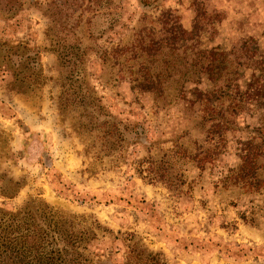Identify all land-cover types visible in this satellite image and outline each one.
Masks as SVG:
<instances>
[{"label": "rangeland", "instance_id": "rangeland-1", "mask_svg": "<svg viewBox=\"0 0 264 264\" xmlns=\"http://www.w3.org/2000/svg\"><path fill=\"white\" fill-rule=\"evenodd\" d=\"M255 88L264 0H0V264L13 218L45 207L66 262L264 264V186L231 171Z\"/></svg>", "mask_w": 264, "mask_h": 264}, {"label": "trees", "instance_id": "trees-1", "mask_svg": "<svg viewBox=\"0 0 264 264\" xmlns=\"http://www.w3.org/2000/svg\"><path fill=\"white\" fill-rule=\"evenodd\" d=\"M141 49H144L143 47ZM157 49V48H156ZM145 50V49H144ZM176 51V50H175ZM173 51V52H175ZM157 52L148 50V56H154ZM220 54V53H219ZM216 55V54H215ZM207 72L213 73L214 70L221 76L226 69L224 64V56L222 59L216 57L209 60L207 58ZM159 73L154 74L150 69H143L139 77V83L143 84L147 90L159 92L161 83ZM218 79V77L216 78ZM161 93H157V96ZM247 98L251 99L253 106L260 111L259 125L254 129L253 135L247 140L240 142L239 159L240 164L232 171V176L241 187L252 191H258L264 186V89L255 88L252 92L247 91ZM208 114V121L212 127L227 130L229 126H222V122L228 123L224 115L220 111ZM218 123L214 124V121ZM221 122V123H220ZM29 214L30 220L27 218ZM52 210H41V214L37 216L35 213H18L13 218V231L10 232L11 240L17 247L13 256L14 264H81V262H66L62 256V252L75 248V241L66 237L63 227L51 224L49 217L53 216ZM25 216V217H24Z\"/></svg>", "mask_w": 264, "mask_h": 264}, {"label": "crops", "instance_id": "crops-1", "mask_svg": "<svg viewBox=\"0 0 264 264\" xmlns=\"http://www.w3.org/2000/svg\"><path fill=\"white\" fill-rule=\"evenodd\" d=\"M1 90V89H0ZM2 98V94H1V92H0V101L1 100H3V99H1ZM1 115V114H0ZM25 117H26V119L28 118V115L27 114H25ZM29 119V122H32V123H35V120L33 119V117H29L28 118ZM0 121H2V122H4V124H7V129H10L12 126H11V124H8L9 122H5L4 120H2V117L0 116Z\"/></svg>", "mask_w": 264, "mask_h": 264}]
</instances>
